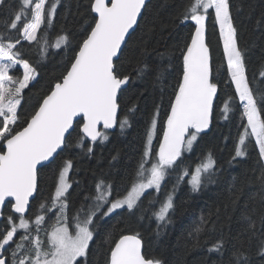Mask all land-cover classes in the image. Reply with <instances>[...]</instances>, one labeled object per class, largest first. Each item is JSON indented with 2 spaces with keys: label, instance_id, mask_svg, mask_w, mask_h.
I'll list each match as a JSON object with an SVG mask.
<instances>
[{
  "label": "snow or ice",
  "instance_id": "snow-or-ice-1",
  "mask_svg": "<svg viewBox=\"0 0 264 264\" xmlns=\"http://www.w3.org/2000/svg\"><path fill=\"white\" fill-rule=\"evenodd\" d=\"M61 0H19L18 7L9 0H0V11L7 10L8 19L0 30V209L6 203L10 212L0 210V264H90L98 223L119 211L129 215L147 211L142 208V197L149 196L151 217L161 228L170 222L174 210L177 185L185 181L193 192L205 182H213L216 161L211 154L201 159L194 168L184 162V154L193 150L194 143L208 129L214 112L218 85L214 82L211 53L207 41L209 17L214 15L218 26L223 54L227 61V74L235 86L234 97L242 105V132L238 134L232 161L248 155V143L254 138L259 162H264V69L260 80L247 74L245 53L240 48L237 28L230 0H188L178 16L180 23L191 22L194 31L180 49L181 68L165 111L162 138L153 145L160 106H157L146 133V143L134 176L123 194L103 177L97 178L94 192L84 197L79 207L70 199L75 181L70 173L72 159H64L58 166L52 190L40 195L41 171L60 153L71 147L76 134L75 147L93 152L97 141L108 139V131L119 126L121 131L130 127L128 114L121 118V97L132 82L128 65L132 58L125 57L131 35L143 19L147 0H91L94 13L93 26L82 38L70 58L64 74L37 101L29 117L21 122L25 90L37 79V70L26 58L23 41L35 45L40 56L46 57L50 48L67 47L68 34H57L50 40L57 7ZM142 55H146V52ZM136 76L144 75L148 65L137 60ZM160 73L156 79H160ZM240 105H237L239 107ZM232 110L231 103L222 107L224 118ZM246 120V123L244 122ZM86 141L91 143L86 144ZM115 159V157H114ZM264 169V164L261 165ZM176 173V184L159 195L166 178ZM259 183L264 189V170ZM152 190V192H149ZM155 193V198L152 193ZM39 200H36L37 196ZM159 207H154L155 205ZM244 232L249 245L256 236V221L246 218ZM207 222L201 218L196 235ZM260 223L264 227V216ZM264 237V230L260 231ZM223 239L217 240L210 252H222ZM256 255L264 259V239L256 248ZM105 264H164L150 253L138 231L110 237ZM231 264H252L248 251L236 248Z\"/></svg>",
  "mask_w": 264,
  "mask_h": 264
},
{
  "label": "trees",
  "instance_id": "trees-1",
  "mask_svg": "<svg viewBox=\"0 0 264 264\" xmlns=\"http://www.w3.org/2000/svg\"><path fill=\"white\" fill-rule=\"evenodd\" d=\"M9 3L18 7L19 0H9ZM90 3L91 0H61L58 5L50 40L54 42L55 36L63 30L68 34L67 47L50 48L46 57H42L34 44L23 41L26 58L36 67L38 75L29 86L30 90H25L21 122L30 116L40 97L64 74L78 44L93 26L95 14L90 12ZM187 3L188 0H151L147 4L143 19L125 50V57L132 58L128 72L133 79L122 94L120 116L123 118L129 108L135 107V112L128 114L131 126L123 131L118 126L115 132H108L106 141L92 145L91 154L87 153L86 148L74 146V133L70 141L72 146L41 171L40 195L49 194L58 166L69 158L74 163L71 178L75 183L70 190V199L75 207H79L85 196L93 194L99 177L110 181L116 192L124 193L141 159L146 133L157 106H160L157 140L162 138L165 111L180 75V49L194 31L191 22L182 24L178 19ZM230 3L239 46L245 53L247 74L250 80L253 74L257 76V81L252 85L255 89L260 80L259 71L264 69V0H230ZM7 19V10L0 11V30H3ZM213 21L214 15L209 17L206 36L214 82L218 85L212 124L208 132L200 134L193 150L184 154V162L192 168L211 154L216 161L213 182H205L198 192L191 190L187 177L179 183L174 210L169 215L170 222L159 229L156 220L151 217L147 194L142 198V208L147 210L143 220L139 219L140 211L135 215L118 211L101 220L94 242L90 245V264H105L110 237L118 239L121 233L131 234L133 231L141 234L145 248L162 259L164 264H231L236 248L244 251L250 248L252 264H264V259L256 255V248L264 239L260 235V231L264 230L260 223L261 216H264V189L259 183L264 162H259L258 147L251 140L247 157L229 163L238 134L242 132L243 109L238 97H234L235 86L230 83L219 29ZM145 52L146 55H142ZM138 59L148 65V70L139 78L136 76ZM158 72L161 74L159 80L156 79ZM260 88L264 91V84ZM225 102H230L232 108L227 119L222 113ZM88 143L91 142L86 141ZM174 184L175 172L167 177L159 195L160 200L172 190ZM39 198L38 195L36 200ZM151 198H155L154 192ZM154 207L158 208L159 205ZM3 212L6 217L10 206L6 205ZM202 217L207 223L197 236L196 229L201 226ZM249 217L257 225L251 245L250 234L244 232L248 223L246 218ZM219 239L224 241L222 252H210L209 248Z\"/></svg>",
  "mask_w": 264,
  "mask_h": 264
},
{
  "label": "water",
  "instance_id": "water-1",
  "mask_svg": "<svg viewBox=\"0 0 264 264\" xmlns=\"http://www.w3.org/2000/svg\"><path fill=\"white\" fill-rule=\"evenodd\" d=\"M150 1H151V0H147V4H148ZM143 14H144V12H143ZM136 29H137V27H136ZM135 31H136V30H135ZM133 33H134V32H133ZM133 33H132V34H133ZM215 103H216V99L214 100V109H215ZM213 114H214V112H213ZM212 119H213V116H212ZM212 119H211V123H210L209 128L206 129V130H204V132H202V133L208 132V131L210 130V128H211V124H212ZM117 127H118V125H117ZM117 127L113 128V129H111V130H109L108 132H115V131L117 130ZM89 142H90V141H89ZM97 142H99V141H97ZM97 142H96V143H97ZM50 164H51V163H50ZM48 165H49V164H48ZM6 205H7V203H6ZM6 205H5L2 209H0V210L4 211ZM3 219H4V217H0V222H1Z\"/></svg>",
  "mask_w": 264,
  "mask_h": 264
},
{
  "label": "rangeland",
  "instance_id": "rangeland-1",
  "mask_svg": "<svg viewBox=\"0 0 264 264\" xmlns=\"http://www.w3.org/2000/svg\"><path fill=\"white\" fill-rule=\"evenodd\" d=\"M35 82V81H34ZM33 82V83H34ZM31 85V84H30ZM157 122H158V119H157ZM157 138H158V136H157V127H156V130H155V133H154V136H153V145H154V147H158V143H157ZM251 140H254V138H252ZM249 144V143H248ZM247 157V156H246ZM246 157H244V158H242V159H245ZM239 159H241V158H239ZM167 179V178H166ZM165 183V182H164ZM190 186V185H189ZM191 188V187H190ZM71 190V189H70ZM69 190V191H70ZM152 190H149V192H151ZM147 194V193H146ZM145 194V195H146ZM175 194H176V191H175V193H174V201H175ZM143 198V197H142ZM119 211V210H118ZM114 215V214H113Z\"/></svg>",
  "mask_w": 264,
  "mask_h": 264
},
{
  "label": "flooded vegetation",
  "instance_id": "flooded-vegetation-1",
  "mask_svg": "<svg viewBox=\"0 0 264 264\" xmlns=\"http://www.w3.org/2000/svg\"><path fill=\"white\" fill-rule=\"evenodd\" d=\"M72 172L70 173V176H71ZM167 180V179H166ZM166 182V181H165Z\"/></svg>",
  "mask_w": 264,
  "mask_h": 264
}]
</instances>
